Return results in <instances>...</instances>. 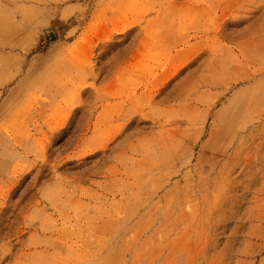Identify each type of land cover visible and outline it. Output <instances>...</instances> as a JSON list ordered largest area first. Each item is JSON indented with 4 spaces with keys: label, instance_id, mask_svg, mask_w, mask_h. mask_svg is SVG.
Returning a JSON list of instances; mask_svg holds the SVG:
<instances>
[{
    "label": "rangeland",
    "instance_id": "374dc122",
    "mask_svg": "<svg viewBox=\"0 0 264 264\" xmlns=\"http://www.w3.org/2000/svg\"><path fill=\"white\" fill-rule=\"evenodd\" d=\"M0 264H264V0H0Z\"/></svg>",
    "mask_w": 264,
    "mask_h": 264
},
{
    "label": "bare ground",
    "instance_id": "6f19581e",
    "mask_svg": "<svg viewBox=\"0 0 264 264\" xmlns=\"http://www.w3.org/2000/svg\"><path fill=\"white\" fill-rule=\"evenodd\" d=\"M223 129H224V125L222 124V125L220 126V132H222ZM208 141H209V143L212 141V136H210V137L208 138ZM203 148H204V147H203ZM203 148L200 150L201 153H202V151H203Z\"/></svg>",
    "mask_w": 264,
    "mask_h": 264
},
{
    "label": "crops",
    "instance_id": "0c3cea01",
    "mask_svg": "<svg viewBox=\"0 0 264 264\" xmlns=\"http://www.w3.org/2000/svg\"><path fill=\"white\" fill-rule=\"evenodd\" d=\"M73 5H75V4H73ZM70 6H71V5H67V6H65L64 8H65V9H69Z\"/></svg>",
    "mask_w": 264,
    "mask_h": 264
}]
</instances>
